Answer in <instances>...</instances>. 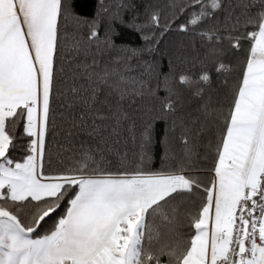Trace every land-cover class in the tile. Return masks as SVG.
<instances>
[{
	"label": "snow or ice",
	"instance_id": "snow-or-ice-1",
	"mask_svg": "<svg viewBox=\"0 0 264 264\" xmlns=\"http://www.w3.org/2000/svg\"><path fill=\"white\" fill-rule=\"evenodd\" d=\"M0 264H264V0H0Z\"/></svg>",
	"mask_w": 264,
	"mask_h": 264
},
{
	"label": "trees",
	"instance_id": "trees-1",
	"mask_svg": "<svg viewBox=\"0 0 264 264\" xmlns=\"http://www.w3.org/2000/svg\"><path fill=\"white\" fill-rule=\"evenodd\" d=\"M96 0H79V11L81 15L88 16L95 8ZM162 64L166 66L167 59L162 61Z\"/></svg>",
	"mask_w": 264,
	"mask_h": 264
}]
</instances>
